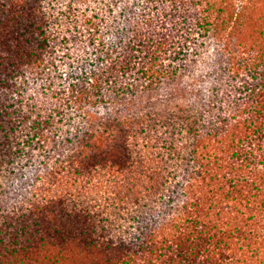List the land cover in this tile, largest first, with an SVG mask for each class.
Here are the masks:
<instances>
[{
    "label": "trees",
    "instance_id": "trees-1",
    "mask_svg": "<svg viewBox=\"0 0 264 264\" xmlns=\"http://www.w3.org/2000/svg\"><path fill=\"white\" fill-rule=\"evenodd\" d=\"M65 1L68 13L61 11L60 18L75 33L81 34L83 27L98 51L84 85L68 96L45 83L62 109L70 104L80 110L81 102H95L94 89L100 92L97 102L117 104L145 93L160 78H174V58L186 50L185 43L180 47L168 37H147L142 27L133 29L131 42H109L101 36L97 13L85 8L74 12L75 4L91 0ZM209 10L204 9V28L225 54L226 66L221 68L222 82L212 86L211 98L202 99L199 107L217 104V114L211 117L205 107L198 111L193 102L175 103L179 120L171 123L167 141L174 162L150 159L138 170L116 163L119 150L129 153L127 145L124 140L112 145L114 124L92 116L88 104L81 109L86 139L77 147L99 151L107 172L128 176L107 179L113 197L77 211H65L61 201L84 195L81 187L80 192L76 187L44 197L57 202L59 211L48 205L42 212L32 209L36 218L29 226L21 225L11 242L0 236V264H264V0H227L222 8ZM52 18L39 0H0V87L8 94L18 97L21 90L9 89L6 79L27 68L40 74L52 65H45L42 46L51 38L47 25L53 24ZM255 33L258 42L251 37ZM119 113L116 126H128L131 117ZM1 115H17V110L0 102ZM53 119H33L28 143L53 145L49 133L60 131ZM9 123L0 124V146L6 154L13 149L10 138L15 134ZM183 133L190 141L179 140ZM43 156L39 163L46 169L34 179L43 185L50 178L59 183L62 162Z\"/></svg>",
    "mask_w": 264,
    "mask_h": 264
},
{
    "label": "rangeland",
    "instance_id": "rangeland-1",
    "mask_svg": "<svg viewBox=\"0 0 264 264\" xmlns=\"http://www.w3.org/2000/svg\"><path fill=\"white\" fill-rule=\"evenodd\" d=\"M226 2L227 0H91L86 5L75 4L74 12L85 8L86 12L97 13L101 17V36L109 42H131L133 29L142 27V32L147 37H168L169 41L179 44L180 47L182 42L186 46V50L174 58L173 79L160 78L145 93H137L130 97L131 100L129 96H124L117 104L97 102L100 92L94 89L95 102H81V108L77 110L76 106L70 104L62 109V104L52 97L53 90L49 92L44 89L45 83L50 81L60 91L65 92L62 97L68 96L71 90L84 85V77L95 68L98 50L85 36L83 27L80 26L83 31L81 34L75 33L73 26L60 18L61 11L68 13L65 0H39L42 9L54 17L53 24L47 25L51 38L42 43L45 49L44 63L52 65L40 74L27 68L22 69L17 78L6 79L9 89L15 86L21 90L18 97L11 92L8 94L4 87H0V102L14 105L17 110V115L0 117L1 125L7 127L11 121L15 127V134L10 138L14 142L13 149L6 154L4 147L0 146V236L4 242H11L21 225L29 226L30 219L36 218L30 210L42 212L46 205L59 209L57 202L50 203L44 197L59 190L74 192L76 187L80 192L78 188L81 187L80 193L84 195L77 198L65 197L61 201V207L65 211H72L74 207L77 211L93 202L101 203L108 196L113 197L111 188L107 186L108 182L105 183L107 179L125 180L128 176L107 172L101 166L99 151L86 148L83 152L77 147L86 139V118L81 109L85 110L88 104L92 116H104L114 124L112 145L123 140L127 145L129 153L119 150V162L116 163L133 164L140 170L142 163L152 159L154 163L158 159L167 164L174 162L167 141L171 136L168 133L172 130L171 125H174L171 123L179 120L174 117L179 112L175 103L184 106L186 102H193L198 111L205 107L211 117L217 114V104L209 107H199V104H202V99L205 102L206 98H211L210 91L214 84L222 82L221 68L226 66V56L219 49L214 37L204 28L203 18L206 13L204 9L210 8L211 12L212 9L222 8ZM251 37L257 39L256 33ZM136 77L138 79L140 76ZM174 89L181 95L175 93ZM56 109L62 114L55 112ZM119 112L131 117L128 126H116ZM53 117L52 121L58 120L55 125L61 131L54 130L49 133L55 143L43 148L36 141L28 143L32 136L30 127L33 119L51 121ZM182 135L183 138L179 140L184 142L188 134ZM43 154L62 162V170L58 171L59 183H53V178H50L49 183L43 185L39 183V178L34 179L36 173L41 174L46 169L44 164L39 163L44 159Z\"/></svg>",
    "mask_w": 264,
    "mask_h": 264
}]
</instances>
